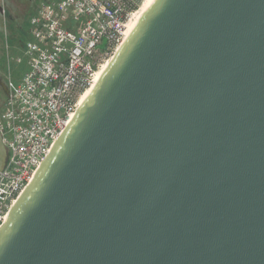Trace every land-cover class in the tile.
<instances>
[{
    "label": "water",
    "instance_id": "obj_1",
    "mask_svg": "<svg viewBox=\"0 0 264 264\" xmlns=\"http://www.w3.org/2000/svg\"><path fill=\"white\" fill-rule=\"evenodd\" d=\"M0 264H264V0H150L10 209Z\"/></svg>",
    "mask_w": 264,
    "mask_h": 264
},
{
    "label": "built area",
    "instance_id": "obj_2",
    "mask_svg": "<svg viewBox=\"0 0 264 264\" xmlns=\"http://www.w3.org/2000/svg\"><path fill=\"white\" fill-rule=\"evenodd\" d=\"M144 0H44L30 18L27 67L0 112V227L112 58ZM18 62L23 57H18Z\"/></svg>",
    "mask_w": 264,
    "mask_h": 264
},
{
    "label": "rangeland",
    "instance_id": "obj_3",
    "mask_svg": "<svg viewBox=\"0 0 264 264\" xmlns=\"http://www.w3.org/2000/svg\"><path fill=\"white\" fill-rule=\"evenodd\" d=\"M44 0H0V67L5 68L6 80L9 75L16 81L25 72L24 47L27 34L23 31L26 19L35 13ZM23 57L18 62V57Z\"/></svg>",
    "mask_w": 264,
    "mask_h": 264
},
{
    "label": "flooded vegetation",
    "instance_id": "obj_4",
    "mask_svg": "<svg viewBox=\"0 0 264 264\" xmlns=\"http://www.w3.org/2000/svg\"><path fill=\"white\" fill-rule=\"evenodd\" d=\"M5 68L0 67V112L4 107L7 94L9 92L7 80H6V74H5ZM2 146L5 152V155H0V160L4 159L6 157V154L8 153L6 146L2 142ZM8 155V154H7ZM5 156V157H4Z\"/></svg>",
    "mask_w": 264,
    "mask_h": 264
},
{
    "label": "bare ground",
    "instance_id": "obj_5",
    "mask_svg": "<svg viewBox=\"0 0 264 264\" xmlns=\"http://www.w3.org/2000/svg\"><path fill=\"white\" fill-rule=\"evenodd\" d=\"M149 1H150V0H144V1H143V3H142V5H141L140 9L136 12L134 19L129 23L128 30H129V28L132 26V24L137 20V18L140 16V14H141L142 11L144 10V8L147 6V4L149 3ZM109 61H110V60H108V61L104 64L103 68L98 72L96 81L98 80V78H99V76L101 75L102 71L106 68V66H107V64L109 63ZM91 88H92V87H91ZM91 88H89V89L84 93V95H83L82 98H81V103H82L83 100L86 98V96L88 95V93H89V91H90Z\"/></svg>",
    "mask_w": 264,
    "mask_h": 264
},
{
    "label": "trees",
    "instance_id": "obj_6",
    "mask_svg": "<svg viewBox=\"0 0 264 264\" xmlns=\"http://www.w3.org/2000/svg\"><path fill=\"white\" fill-rule=\"evenodd\" d=\"M34 14V13H33ZM33 14H29L27 19H26V26L23 28V31L27 34L28 38L27 40L30 38V33H29V25H30V18ZM27 42V41H26ZM26 44V43H25Z\"/></svg>",
    "mask_w": 264,
    "mask_h": 264
},
{
    "label": "crops",
    "instance_id": "obj_7",
    "mask_svg": "<svg viewBox=\"0 0 264 264\" xmlns=\"http://www.w3.org/2000/svg\"><path fill=\"white\" fill-rule=\"evenodd\" d=\"M3 154L5 155V152H4ZM3 154H2V155H3ZM7 154H8V153H7ZM7 154H6V157L4 156V157H5V158L3 159L4 161H6V159H7ZM2 157H3V156H2Z\"/></svg>",
    "mask_w": 264,
    "mask_h": 264
}]
</instances>
